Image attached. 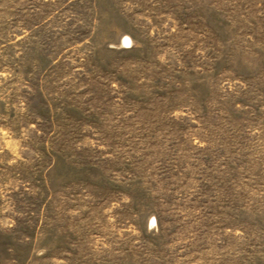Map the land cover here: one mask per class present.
I'll return each instance as SVG.
<instances>
[{
    "label": "rangeland",
    "instance_id": "rangeland-1",
    "mask_svg": "<svg viewBox=\"0 0 264 264\" xmlns=\"http://www.w3.org/2000/svg\"><path fill=\"white\" fill-rule=\"evenodd\" d=\"M0 264H264V0H0Z\"/></svg>",
    "mask_w": 264,
    "mask_h": 264
}]
</instances>
